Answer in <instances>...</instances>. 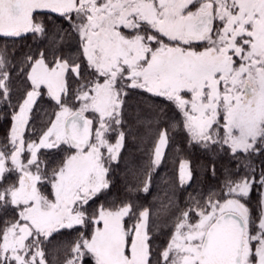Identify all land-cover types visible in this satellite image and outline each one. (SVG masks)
Masks as SVG:
<instances>
[{
    "label": "snow or ice",
    "instance_id": "obj_1",
    "mask_svg": "<svg viewBox=\"0 0 264 264\" xmlns=\"http://www.w3.org/2000/svg\"><path fill=\"white\" fill-rule=\"evenodd\" d=\"M45 15L69 23L78 35L79 62L60 56L48 61L43 51L26 57L31 88L13 108L8 144L0 148V184L16 176L0 187V204L18 210L15 221L0 228V264H48L43 245L65 230L77 235L64 264H153L150 208L136 212L131 202L88 208L110 188L105 161L118 160L126 139L127 89L162 98L181 116L159 128L137 177L145 193L166 155L170 129L182 127L190 143L205 148L259 151L264 0H0V37L43 36ZM5 69L0 54V99L10 100ZM70 80L78 85L72 105L64 102L73 95ZM42 89L59 111L39 140L28 142L26 126ZM61 145L68 154L49 168L40 150ZM191 177L190 163L182 159L181 185ZM254 182L247 175L229 180L223 196L210 194L183 211L156 264H264V193L255 218L241 199ZM259 184L264 187V172Z\"/></svg>",
    "mask_w": 264,
    "mask_h": 264
},
{
    "label": "trees",
    "instance_id": "obj_2",
    "mask_svg": "<svg viewBox=\"0 0 264 264\" xmlns=\"http://www.w3.org/2000/svg\"><path fill=\"white\" fill-rule=\"evenodd\" d=\"M43 18L48 25V31L43 36L29 33L20 39L0 37V54L6 60L5 70L11 74L8 81L10 100L0 99V148L8 144L13 108L18 106L31 88L30 81L27 80L30 65L25 63L26 57H38L43 51L48 61L60 56L79 62L75 59L80 47L79 37L73 33L70 24L55 16L45 15ZM84 75L85 78H91L88 76L86 63ZM77 86L76 81L70 80L73 95L66 98L65 103L73 104ZM124 101V125L121 130L126 133V139L118 160L109 166L107 179L110 181V188L100 194L98 199L90 202L89 211L101 204L115 208L122 202H131L136 212L145 207L150 208L153 213L150 223L153 264H156L159 253L167 246L177 222L176 218L193 207L196 201L202 204L210 194H215V197L223 196L229 180L236 182L247 175L250 180L255 181L248 197L241 199L250 208L252 216H258L262 193L259 179L264 172V146L261 145L256 152L236 154H232L227 146L221 147L219 144L205 148L200 144L190 143L182 127L169 130L170 142L161 165L153 174L151 189L147 193L141 191L143 185L138 182L137 177L150 158L159 128L165 126V121H180L181 116L172 105H166L162 98L144 91L127 89ZM57 108L55 101L47 95L46 89H42V95L37 97L34 110L30 114L31 122L26 126L25 140L38 141L39 136L50 125ZM161 109H164L163 119L160 117ZM7 151L10 153V145ZM66 154L67 145L50 150L41 149L39 153L41 160L50 162L49 168ZM182 159L189 161L192 172L191 179L183 185L179 180V163ZM246 164L250 167H246ZM15 178V174L7 176L0 187L11 183ZM17 211L10 205L0 204V228L4 226V221L14 222ZM134 222L135 217L127 220L128 224ZM76 235L77 232L65 230L53 234L50 240L45 241L43 247L48 264H64L69 242Z\"/></svg>",
    "mask_w": 264,
    "mask_h": 264
},
{
    "label": "rangeland",
    "instance_id": "obj_3",
    "mask_svg": "<svg viewBox=\"0 0 264 264\" xmlns=\"http://www.w3.org/2000/svg\"><path fill=\"white\" fill-rule=\"evenodd\" d=\"M29 70H30V68H29ZM135 90H139V91H143V90H140V89H135ZM151 95V94H150ZM76 106H78V105H76ZM56 111H59V108H57V110ZM54 118H55V115H54ZM53 118V119H54ZM50 126V125H49ZM48 126V127H49ZM47 130V129H46ZM111 140H112V142H114V137H111ZM26 141H28V142H30L29 140H26ZM264 146V145H263ZM43 150H48V149H43ZM50 150V149H49ZM10 151H11V146H10ZM105 157H107V152H106V150H105ZM25 160H26V157H25ZM114 162H116V161H114ZM113 163V162H112ZM111 164H109L108 162H107V160L105 161V166L106 167H108L109 168V166H110ZM262 187V186H261ZM262 193H264V187H262Z\"/></svg>",
    "mask_w": 264,
    "mask_h": 264
},
{
    "label": "water",
    "instance_id": "obj_4",
    "mask_svg": "<svg viewBox=\"0 0 264 264\" xmlns=\"http://www.w3.org/2000/svg\"><path fill=\"white\" fill-rule=\"evenodd\" d=\"M27 34H25L24 36H26ZM23 36V37H24ZM2 38V37H1ZM6 39H20V38H6Z\"/></svg>",
    "mask_w": 264,
    "mask_h": 264
}]
</instances>
